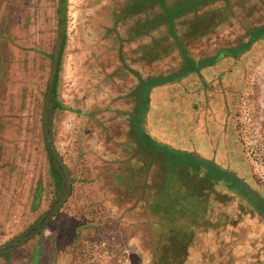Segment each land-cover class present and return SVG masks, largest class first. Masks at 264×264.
I'll return each mask as SVG.
<instances>
[{
    "label": "rangeland",
    "instance_id": "obj_1",
    "mask_svg": "<svg viewBox=\"0 0 264 264\" xmlns=\"http://www.w3.org/2000/svg\"><path fill=\"white\" fill-rule=\"evenodd\" d=\"M131 1L2 0L19 18L3 33L32 34L42 49L63 34L59 92L113 89L96 102L102 112H91L94 97L82 106L67 94L71 110L50 117L69 193L0 264H264V0L206 2L118 53L134 29ZM82 43L89 81L66 64ZM124 83L137 90L126 103ZM4 121L18 193L0 198V246L41 221L64 182L43 120Z\"/></svg>",
    "mask_w": 264,
    "mask_h": 264
},
{
    "label": "crops",
    "instance_id": "obj_2",
    "mask_svg": "<svg viewBox=\"0 0 264 264\" xmlns=\"http://www.w3.org/2000/svg\"><path fill=\"white\" fill-rule=\"evenodd\" d=\"M8 1L9 0H6V2ZM185 2H187V0H132L127 13L133 19L134 29L129 36H124L121 38V40L119 39L118 53L121 52V43L127 44L133 39L135 42L133 47H136L141 42L140 39L144 38L141 36L150 33V31L153 29V23L161 25L163 22H166V16H168V13L170 11L176 12L181 8V6L185 5ZM2 8L7 10L8 6L3 7V2L0 0V141H3L0 142L1 200L2 197H9V195L10 197H14V195L18 193L17 189L14 191L15 187L13 184V177L11 176L12 174L16 173V169L14 167L15 164L13 162L14 157H16L17 154L15 153V145H13V148H10V145L13 143H10L9 146H7L5 143L13 140L12 136L10 135V137L6 138L7 141L4 140V137H2V131L5 130L6 126V122L4 120H25V118L29 120H43L42 113L44 114V106L42 101H44L46 98V87L49 83L51 71L50 62L53 63L54 50L56 46L55 43V45L52 47L48 46L50 49L46 47L42 49L39 40L35 39V36H32V34L30 35V40H28L24 32H22V36L3 33L2 29H4V27L6 29L7 25H9L11 30L19 18L17 15L13 21V18L9 15V11H4L1 13ZM153 14L155 15L153 16ZM122 17H124V15L119 16L120 19ZM35 40L37 41L36 45ZM78 50L75 54H73L72 59H67L68 63L66 64L68 65L70 62H72L73 65H76L75 71L80 72L81 75L84 74L83 77L89 81L88 71H86L87 69H85V66L89 65L88 63L91 60V55L84 51L83 43L80 44ZM133 50L136 51V48H133ZM52 51L53 55H51ZM80 59H82V63L80 64V67H78V64L75 62L80 61ZM72 69L74 68L72 67L71 71ZM75 71H72V73ZM132 71L136 72L135 69ZM56 76L57 83L55 81L56 85L50 110V117H52V120H57V117L59 116L58 113L62 109L66 108L71 110L70 107L66 106L64 101L67 94L71 97V99L73 98L79 101L82 106L85 103L89 105L90 99L94 97V99L91 100L95 101L91 108V112L94 115V113L97 114L98 112H102L100 110L102 107L96 103L99 99V96L109 93L113 89V87L110 89V85H106L100 86L96 88V90H92V92H90V90H86V92L83 93L81 89L78 91L76 88H72L74 92L71 93V91L70 94L67 93L65 95L62 93V90L59 92V86L61 83L59 80V77L61 76L60 70ZM82 82V78L80 77V79L75 83L82 85ZM128 87L129 86L126 83L120 86L119 94H121L125 100V103L129 102L132 99V96L134 97L133 93L137 92L135 88L131 87L127 90ZM149 89H152L151 85ZM142 91L144 90L142 89ZM111 100L114 102V97H112ZM107 106H109V104H106L104 107L107 109ZM89 107L90 106H88V108ZM57 114L58 116H56ZM67 118L74 120V115L71 114ZM32 180H34V176H32ZM41 188V181L37 180V183L34 181L32 189L34 190V193L36 192L35 196H39ZM10 190H12V192L8 195V191ZM32 205L35 206V200H33ZM192 253L193 252L190 250V254L187 256L188 260L193 256Z\"/></svg>",
    "mask_w": 264,
    "mask_h": 264
},
{
    "label": "water",
    "instance_id": "obj_3",
    "mask_svg": "<svg viewBox=\"0 0 264 264\" xmlns=\"http://www.w3.org/2000/svg\"><path fill=\"white\" fill-rule=\"evenodd\" d=\"M62 44H63V34H61L56 41V46L54 50V60L52 63V68L50 71V77H49V83H48V89L46 93V99H45V105H44V114H43V128H44V134L45 138L48 141L49 148L52 151L55 160L57 161L59 168L62 172L64 182H63V187L61 190V193L57 200L54 202L53 206L48 210V212L45 214V216L42 218L41 221H39L36 225H34L31 229H29L24 235L20 236L16 240L7 243L3 246H0V252L8 250L10 248H13L34 234H36L38 231H40L50 220V218L54 215V213L58 210V208L62 205L64 200L66 199L69 190H70V177L68 170L58 155L53 140L51 138L50 134V110H51V102H52V97L54 93V86H55V81H56V75L58 74V68H59V59H60V54L62 50Z\"/></svg>",
    "mask_w": 264,
    "mask_h": 264
},
{
    "label": "trees",
    "instance_id": "obj_4",
    "mask_svg": "<svg viewBox=\"0 0 264 264\" xmlns=\"http://www.w3.org/2000/svg\"><path fill=\"white\" fill-rule=\"evenodd\" d=\"M212 1H216V0H187V2H185V5L181 6V8L179 10H177L176 12H169L168 16H166V22H168L172 28H174V20L178 17H180V15L188 13L190 11H194V10H198L201 8V6H203L206 2H212ZM158 25V24H156ZM196 64V63H195ZM196 68H198V66H195ZM56 83H57V76H56ZM56 85V84H55ZM151 86L153 85L152 83L150 84ZM54 90H55V86H54ZM53 165H55V161H53ZM52 172L53 175L58 176L57 174V170L52 168ZM240 186V185H239ZM238 186V189L241 190L242 192H246V189L244 190L243 186ZM244 192V193H245ZM245 193V194H246ZM255 203H257L256 201H254ZM258 205V204H257Z\"/></svg>",
    "mask_w": 264,
    "mask_h": 264
}]
</instances>
